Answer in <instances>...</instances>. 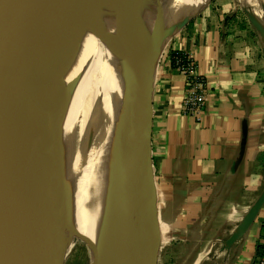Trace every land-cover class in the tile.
Segmentation results:
<instances>
[{
	"label": "crops",
	"instance_id": "1",
	"mask_svg": "<svg viewBox=\"0 0 264 264\" xmlns=\"http://www.w3.org/2000/svg\"><path fill=\"white\" fill-rule=\"evenodd\" d=\"M172 1L159 0L162 13ZM170 32L146 106L156 264H258L264 204L248 214L264 191V0H208ZM171 53L205 81L199 121L181 113L185 81Z\"/></svg>",
	"mask_w": 264,
	"mask_h": 264
},
{
	"label": "water",
	"instance_id": "2",
	"mask_svg": "<svg viewBox=\"0 0 264 264\" xmlns=\"http://www.w3.org/2000/svg\"><path fill=\"white\" fill-rule=\"evenodd\" d=\"M62 2L51 0L41 7L40 0H0V264H59L61 257L65 230L57 78L75 2L70 1L55 24L47 26L43 17L57 13ZM139 6L138 56L122 142L133 147L149 187L145 221L153 245L146 261L156 264L159 234L146 106L157 54L171 32L164 31L159 0H139ZM263 204L264 191L251 207L249 221ZM131 259H136L133 249Z\"/></svg>",
	"mask_w": 264,
	"mask_h": 264
},
{
	"label": "bare ground",
	"instance_id": "3",
	"mask_svg": "<svg viewBox=\"0 0 264 264\" xmlns=\"http://www.w3.org/2000/svg\"><path fill=\"white\" fill-rule=\"evenodd\" d=\"M70 1L63 0L57 13L45 15L44 24H55ZM73 1L74 20L57 78L63 228L71 240L65 252L73 245V235L84 234L93 252L91 264H147L153 245L145 221L149 187L133 147L122 142L138 56L139 0H122L120 11L117 0ZM207 1L174 0L163 6L164 31L175 29ZM50 3L40 0L41 7ZM161 52L162 47L157 56Z\"/></svg>",
	"mask_w": 264,
	"mask_h": 264
},
{
	"label": "built area",
	"instance_id": "4",
	"mask_svg": "<svg viewBox=\"0 0 264 264\" xmlns=\"http://www.w3.org/2000/svg\"><path fill=\"white\" fill-rule=\"evenodd\" d=\"M170 66L173 71L183 75L185 81L181 113L199 121L207 99L204 79L197 73L195 63L187 55L176 53L170 61ZM258 264H264V258L259 260Z\"/></svg>",
	"mask_w": 264,
	"mask_h": 264
},
{
	"label": "rangeland",
	"instance_id": "5",
	"mask_svg": "<svg viewBox=\"0 0 264 264\" xmlns=\"http://www.w3.org/2000/svg\"><path fill=\"white\" fill-rule=\"evenodd\" d=\"M116 3L118 7L117 11H120L123 8V2L122 0H117ZM166 39L164 41H166ZM81 235L87 240L84 234ZM84 238H82L80 234L73 235V240H72L73 245L71 246L69 252H65L67 251V245H68L67 243H69L71 240L67 235L66 231H64L63 249L61 252L62 257H60L59 264H91L92 263L93 252Z\"/></svg>",
	"mask_w": 264,
	"mask_h": 264
},
{
	"label": "trees",
	"instance_id": "6",
	"mask_svg": "<svg viewBox=\"0 0 264 264\" xmlns=\"http://www.w3.org/2000/svg\"><path fill=\"white\" fill-rule=\"evenodd\" d=\"M176 55V53H171L170 54V61L172 60V58Z\"/></svg>",
	"mask_w": 264,
	"mask_h": 264
}]
</instances>
